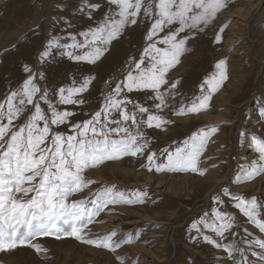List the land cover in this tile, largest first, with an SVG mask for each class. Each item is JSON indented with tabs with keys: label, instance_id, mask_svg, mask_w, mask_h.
Masks as SVG:
<instances>
[{
	"label": "rangeland",
	"instance_id": "rangeland-1",
	"mask_svg": "<svg viewBox=\"0 0 264 264\" xmlns=\"http://www.w3.org/2000/svg\"><path fill=\"white\" fill-rule=\"evenodd\" d=\"M225 3L215 19L207 26L202 25L203 31L193 30V35L185 30L178 37L190 36L185 45L187 50L180 55L179 63L169 69L168 84L161 90L174 81L179 84L172 90L174 95H168L167 107L159 112L171 123L160 128L142 125L150 141L144 154L106 160L87 169L86 179L95 183L69 197L70 201L88 202L92 210V202H99L95 194L105 187L114 185L115 190L123 191L132 199H135L133 192H146L143 202L109 204L82 233L85 239H97L115 232L114 241L122 242L127 238L132 242L122 243L113 252L71 235L59 239L37 237L32 243L41 245L47 252L37 253L28 244L17 246L0 252V264H121L117 257L123 258V264H233L223 248L204 241L203 235L220 244L235 243L245 248L252 264H261L251 252L264 250L255 246L249 249L246 241L264 239V232L234 207L235 201L226 193L240 194L245 199L255 197L259 205L258 218L264 221V173L243 182L236 180L241 171L239 165L258 159L259 154L252 147V135L264 138V0H225ZM91 4L99 7L91 9L88 7ZM110 10L116 12L118 8L109 0H87V3L85 0H0V101L20 88L29 76L36 75L34 83L47 91L58 110L75 113L69 118L71 123L91 119L101 109L105 96L124 80L143 55L149 43L145 37L153 21L142 11L137 23L126 25L94 64L73 60L62 54L69 49L55 46L43 61L40 56L53 37H59L61 45L71 44L72 36L83 41L80 33L102 23ZM167 31L165 29L160 36ZM217 35L221 37L219 43ZM88 50L73 51L74 55H82ZM222 59L226 60L227 79L212 94L207 109L175 115L181 104L188 105L201 95L200 85L207 77L218 74L215 65ZM147 63L146 59L145 65ZM25 65L30 72L24 71ZM89 76L94 79L79 97L85 100L84 104L59 103L60 88L72 87L73 81L78 86ZM152 95L150 90L127 93L131 100L155 113L154 104L158 101L149 99ZM39 102L48 112L47 104ZM128 108L132 110V105ZM143 116L147 118V114ZM25 118L14 123L19 126ZM113 118H119L115 112ZM209 126H217L218 131L200 157L198 168L203 174L148 170L150 152L157 153L160 157L157 163H160L166 158V154L161 156L164 149L172 151L193 133ZM53 131L72 134L68 124L53 126ZM217 208L235 218L225 239L200 223L202 219L211 222ZM194 223L200 232L193 228Z\"/></svg>",
	"mask_w": 264,
	"mask_h": 264
},
{
	"label": "snow or ice",
	"instance_id": "snow-or-ice-1",
	"mask_svg": "<svg viewBox=\"0 0 264 264\" xmlns=\"http://www.w3.org/2000/svg\"><path fill=\"white\" fill-rule=\"evenodd\" d=\"M109 3L116 5L118 11L110 10L102 23L80 33L84 37L83 41H77L72 36L71 44L61 45L59 37H53L40 56L43 61L55 46L69 49L62 54L73 60L94 64L108 50L112 40L122 34L126 25L137 23L142 11L145 17L153 21L145 37L149 43L144 48L143 55L130 68L124 80L117 83L105 96L101 109L91 119L71 123L69 118L75 113L58 110L49 99L47 91H42L34 83L36 75L29 76L20 88L11 91L5 100L0 101V252L26 244L37 253L47 252L41 245L32 243L37 237L45 236L59 239L64 235H71L84 243L113 252L122 243L132 242L127 238L122 242L114 241L115 232L97 239H85L82 233L109 204L143 202L146 192H133L132 197L135 199H132L123 191L115 190L114 185L105 187L95 194L99 202H92V210L89 209L88 202L70 201L69 197L95 183L86 179L84 173L87 169L106 160L144 154L150 141L146 138L142 125L160 128L171 123L159 112L167 107L168 95H174L172 90L179 84V81H174L167 89L161 90L162 86L168 84L166 77L169 69L179 63L180 55L187 50L185 45L190 36L178 37L185 30L193 35V30L203 31L202 25L207 26L226 6L225 0H147V3L145 0H109ZM88 7L96 9L99 5L91 4ZM173 25L177 26L173 28ZM165 29H168L166 34L160 36ZM220 40L221 37L217 35L216 42L219 43ZM160 44L165 47H158ZM81 48L89 50L82 55H74L73 50ZM142 65L145 66L141 67ZM215 67L218 74L207 77L200 85L201 95L194 97L188 105L181 104L175 115L198 113L207 109L212 94L227 79L226 60L218 61ZM24 71L30 72L31 69L25 65ZM40 76L43 78L42 74ZM93 79L91 76L85 77L78 86L73 81L72 87L60 88L59 103L84 104L85 100L79 98L80 94L88 90ZM143 90L152 91L153 95L149 99L158 101L154 104L157 110L155 113L127 96V93ZM122 93L125 94L121 95ZM39 101L47 104L48 112H45ZM128 105H132V110H129ZM113 112L119 118H113ZM143 114H147L146 119ZM25 116L23 124L17 126L14 123ZM65 124L70 126L72 134L53 131V126ZM217 131V126L199 129L172 151L164 149L161 156L166 154V158L160 163H157L160 158L157 153L150 152L146 167L149 171L155 168L157 172L193 171L203 174L198 168L200 157ZM252 147L259 154L258 159L251 164L239 165L241 171L236 176L238 182L264 173V138L252 135ZM226 195H230L235 201V208L264 232V221L258 218L259 205L255 197L245 199L240 194ZM218 203L222 204L223 201ZM200 223L225 239V233L233 228L235 218L217 208L211 222L202 219ZM193 228L200 232L196 223ZM203 239L217 248H223L233 264H252L245 248L235 243L220 244L208 235H203ZM246 243L249 249L255 246L264 250V239ZM251 255L258 257L261 264H264V251H252ZM117 259L123 264L122 257Z\"/></svg>",
	"mask_w": 264,
	"mask_h": 264
},
{
	"label": "water",
	"instance_id": "water-1",
	"mask_svg": "<svg viewBox=\"0 0 264 264\" xmlns=\"http://www.w3.org/2000/svg\"><path fill=\"white\" fill-rule=\"evenodd\" d=\"M261 6H262V3L260 4V6H259V8H258L257 12H259V10H260Z\"/></svg>",
	"mask_w": 264,
	"mask_h": 264
},
{
	"label": "bare ground",
	"instance_id": "bare-ground-1",
	"mask_svg": "<svg viewBox=\"0 0 264 264\" xmlns=\"http://www.w3.org/2000/svg\"><path fill=\"white\" fill-rule=\"evenodd\" d=\"M41 12H42V11H41ZM42 13H43V12H42ZM42 13H41V14H42ZM37 19H38V18H37ZM30 26H31V25H30ZM28 28H29V27H28ZM19 31H21V30H19ZM21 33H22V32H21ZM15 38H16V37H15ZM3 41H4V40H3Z\"/></svg>",
	"mask_w": 264,
	"mask_h": 264
}]
</instances>
